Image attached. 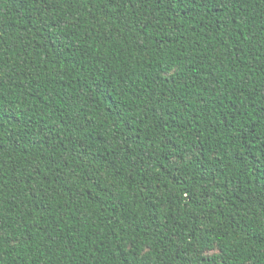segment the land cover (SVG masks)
Segmentation results:
<instances>
[{"label": "trees", "instance_id": "1", "mask_svg": "<svg viewBox=\"0 0 264 264\" xmlns=\"http://www.w3.org/2000/svg\"><path fill=\"white\" fill-rule=\"evenodd\" d=\"M0 264H264V0H0Z\"/></svg>", "mask_w": 264, "mask_h": 264}]
</instances>
